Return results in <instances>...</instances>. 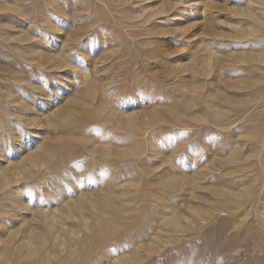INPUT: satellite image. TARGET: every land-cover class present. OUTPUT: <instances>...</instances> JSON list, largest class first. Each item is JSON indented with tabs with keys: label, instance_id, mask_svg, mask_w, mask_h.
<instances>
[{
	"label": "rangeland",
	"instance_id": "obj_1",
	"mask_svg": "<svg viewBox=\"0 0 264 264\" xmlns=\"http://www.w3.org/2000/svg\"><path fill=\"white\" fill-rule=\"evenodd\" d=\"M0 264H264V0H0Z\"/></svg>",
	"mask_w": 264,
	"mask_h": 264
},
{
	"label": "bare ground",
	"instance_id": "obj_2",
	"mask_svg": "<svg viewBox=\"0 0 264 264\" xmlns=\"http://www.w3.org/2000/svg\"><path fill=\"white\" fill-rule=\"evenodd\" d=\"M235 101H236V100H235ZM72 110H73V109H72ZM74 110H75V109H74ZM79 112H80V111H79ZM81 112H82V111H81ZM78 114H79V113H78ZM80 115H81V114H80ZM82 115H83V114H82ZM85 116H86V115H85ZM87 116H88V115H87ZM87 116H86V117H87ZM86 117H85V118H86ZM88 117H89V116H88ZM80 118H81L82 120L85 119V118H83V117H80ZM81 119H80V120H81ZM88 119H89V118H88ZM80 120H79V121H80ZM85 121H86L85 123H86V125H87V122H88V121H87L86 119H85ZM82 122H84V121H82ZM82 122H81V124H83V126H85L84 123H82ZM75 123H76V122H75ZM81 124H80V125H81ZM88 124H89V123H88ZM65 134H66V133H65ZM67 134H68V133H67ZM67 134H66V135H67ZM67 136H69V135H67ZM66 138H67V137H66ZM73 144H74V143H73ZM64 146H65V145H64ZM74 146H76V145H74ZM78 146H79V145H78ZM78 146H77V147H78ZM66 148L68 149L69 147L65 146V149H66ZM73 148H74V147H73ZM73 148H72V149H73ZM75 148H76V147H75ZM70 149H71V148H70ZM77 150H78V148L76 149V151H77ZM107 150H108V149H107ZM73 151H74V149H73ZM76 151H75V152H76ZM69 152H70V150H69ZM105 152H107V151H105ZM70 153H71V152H70ZM110 153H111V152H110ZM126 153H127V152H126ZM104 154H106V153H104ZM56 155H57V154H56ZM109 155H110V154H109ZM121 155H122V154H121ZM57 156H58V155H57ZM68 156H69V155H68ZM126 156H127V155H126ZM61 157H62V155H61ZM61 157H59V158L61 159ZM66 157H67V156H66ZM74 157H75V155H74ZM68 158H69V157H68ZM66 160H68V159L66 158ZM69 161H70V160H69ZM69 161H67V162H69ZM129 161H130V160H129ZM59 163H60V162H59ZM60 164H61V163H60ZM249 188H250V187H249ZM143 211H144V210H143ZM4 262H5V261H4Z\"/></svg>",
	"mask_w": 264,
	"mask_h": 264
}]
</instances>
